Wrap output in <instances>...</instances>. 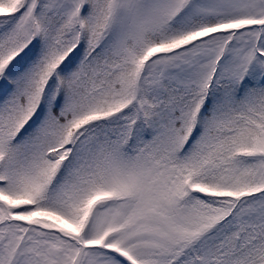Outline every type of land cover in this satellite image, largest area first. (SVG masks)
Wrapping results in <instances>:
<instances>
[{
	"label": "snow or ice",
	"instance_id": "1",
	"mask_svg": "<svg viewBox=\"0 0 264 264\" xmlns=\"http://www.w3.org/2000/svg\"><path fill=\"white\" fill-rule=\"evenodd\" d=\"M0 264H264V0H0Z\"/></svg>",
	"mask_w": 264,
	"mask_h": 264
}]
</instances>
